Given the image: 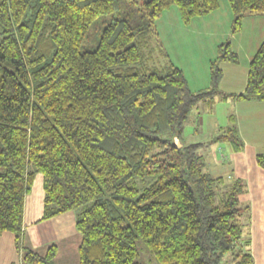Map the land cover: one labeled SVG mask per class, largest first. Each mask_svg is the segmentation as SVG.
<instances>
[{"label":"trees","instance_id":"obj_1","mask_svg":"<svg viewBox=\"0 0 264 264\" xmlns=\"http://www.w3.org/2000/svg\"><path fill=\"white\" fill-rule=\"evenodd\" d=\"M227 2L236 29L264 16V0ZM173 6L188 25L220 0L0 1V234L15 235L24 264H52L58 252L24 239L38 173L42 221L83 208L78 264H142L139 243L152 264H254L244 182L211 175L202 144H186L183 132L217 95L264 101V41L244 93L219 92L216 61L211 87L192 91L159 39L157 21ZM229 46L220 60L237 62ZM213 142L244 144L235 126ZM256 161L264 170V153Z\"/></svg>","mask_w":264,"mask_h":264},{"label":"rangeland","instance_id":"obj_2","mask_svg":"<svg viewBox=\"0 0 264 264\" xmlns=\"http://www.w3.org/2000/svg\"><path fill=\"white\" fill-rule=\"evenodd\" d=\"M235 26L234 15L227 0H220V8L217 11L208 16L198 17L188 25L182 22L176 6L165 11L162 17L157 21L159 39L164 47L167 60L183 70L188 80L189 88L195 92L210 88L211 66L212 62L216 61V65L223 72L218 90L224 94L231 91L239 93L238 90L244 87V81L247 79L250 62L258 51L261 43L264 41L263 15L247 16L242 20L239 29H236ZM102 29L103 24L98 23L91 30L90 49L96 47L97 39ZM228 44L230 45L229 50L236 54L237 62H224L220 60L222 50L226 49ZM159 61H162V63L164 62L163 55L160 56ZM218 97L222 98L221 95H217L212 103V100L200 103L192 111L183 132V139L186 144L203 143L202 152L206 153L205 155L209 154L208 150L212 151L215 149L216 144L212 140L222 131L220 130V123L224 121V116L227 112L233 114L234 118L235 113L242 112L246 117L242 123L248 126L249 121L252 119V116L249 114L252 111H257L253 109V107L250 109H240L239 106L236 107L233 103H228L227 107L221 103L222 105L216 107L218 104V101H216ZM208 107L212 113V118L206 121L207 124L205 126H202V124H200L201 120L197 119L203 117L207 113ZM214 120L217 121L216 124L211 123V121L214 122ZM233 122L234 119L232 120V123ZM235 123L232 124L233 127ZM260 134L263 137L261 132ZM260 147L264 148V145L260 144ZM261 151H264V149H261ZM208 159L204 158L203 160H205V163L209 164ZM220 169L224 170L222 171L223 175L228 174V167H221ZM211 171L214 172L212 169ZM38 175L42 177L41 173H38ZM82 209V207H78L66 213V217L56 222L57 230L60 231V237L53 238L52 242L47 246L39 248V253L45 254L48 247L51 245L57 246V256H62V259L59 261V259L55 258L52 264H64L62 260L65 256L69 258L79 257L78 248L81 243V235L77 229V221L81 216ZM249 224L251 225V221L248 225L246 224L247 231H250ZM43 226L45 225H42L41 229H36L38 232L37 234H39ZM40 233L43 235L42 231H40ZM47 233L48 232L44 230V235ZM139 249L141 254L140 261L142 264H152L153 259L150 253L145 250L142 243H139Z\"/></svg>","mask_w":264,"mask_h":264},{"label":"crops","instance_id":"obj_3","mask_svg":"<svg viewBox=\"0 0 264 264\" xmlns=\"http://www.w3.org/2000/svg\"><path fill=\"white\" fill-rule=\"evenodd\" d=\"M246 84L247 79L244 81V87L239 90L237 89L239 93H236V91H231L229 93L226 92V94H233L236 96L240 95L245 92ZM216 101H218L216 107L222 105L221 103H223L225 107H227L228 103H233L234 106H239L240 109H250L253 107V109L257 110L252 111L249 114L252 116V119L249 121L248 126L242 123L246 119L245 115L242 112L235 113L233 123L236 121L235 127L238 130L240 139L244 143L242 150H237L231 143L218 142L215 143V149L212 151L208 150L209 154L205 155L206 153L202 152L203 143H197L202 144L200 153L203 155V157L207 159L209 158V164L207 163L209 167H207V169L211 175L215 177H232L234 179H241L244 182L246 189L240 196V200L244 205H249L251 208L250 232L254 264H264V170L258 166L256 161L257 154L264 153V151H261V149L264 148L260 147V144L264 145V101H246L238 99L237 97H231L229 95L226 98L218 97V100ZM232 115L233 114H229L228 112L226 113L224 116V121L220 123V130L223 131L228 127H233V123L231 122L230 118ZM211 118L212 113L208 107L207 113L203 117H199L197 120H201L200 124L205 126L207 124L206 121L210 120ZM211 123L216 124L217 121L214 120V122L211 121ZM260 132L263 134V137L261 136ZM221 167H228L227 175H223L222 171L224 170L220 169ZM211 169L214 172H212ZM43 213V175L41 177L37 174L32 186V190L26 196L24 205V239L26 244L34 250H39V248H43L52 242L53 238L60 237V231L57 230L56 222L63 219L66 217L65 215H67L63 214L51 220L42 221ZM42 225H45L43 226L42 230H40L42 231L43 235L40 233V231L39 234H37L38 232L36 229H41ZM44 230L48 232L46 235H44ZM58 256H56V258L60 261L62 256ZM62 261H64V264H78L79 257L77 258L76 256L69 258L65 256ZM0 264H24L22 255L16 248L15 235L10 232L0 234Z\"/></svg>","mask_w":264,"mask_h":264},{"label":"water","instance_id":"obj_4","mask_svg":"<svg viewBox=\"0 0 264 264\" xmlns=\"http://www.w3.org/2000/svg\"><path fill=\"white\" fill-rule=\"evenodd\" d=\"M176 143H177L178 148H181L182 147V144L179 142L178 139H176Z\"/></svg>","mask_w":264,"mask_h":264}]
</instances>
